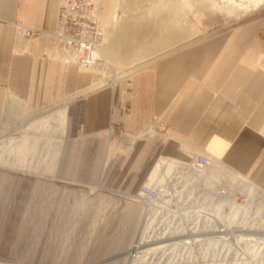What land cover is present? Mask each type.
I'll list each match as a JSON object with an SVG mask.
<instances>
[{
    "label": "crops",
    "instance_id": "obj_1",
    "mask_svg": "<svg viewBox=\"0 0 264 264\" xmlns=\"http://www.w3.org/2000/svg\"><path fill=\"white\" fill-rule=\"evenodd\" d=\"M59 4L0 0V121L16 100L34 110L69 104L75 152L63 161L85 182L69 183L102 194L139 201L140 184L198 154L264 191V58L248 28L172 44L116 85L84 89L91 76L68 50L16 28L53 30Z\"/></svg>",
    "mask_w": 264,
    "mask_h": 264
},
{
    "label": "rangeland",
    "instance_id": "obj_2",
    "mask_svg": "<svg viewBox=\"0 0 264 264\" xmlns=\"http://www.w3.org/2000/svg\"><path fill=\"white\" fill-rule=\"evenodd\" d=\"M98 1L105 37H109L110 29L115 31L112 36L116 47L115 59L100 49L102 63L99 66L82 67L77 64L91 76L84 89L116 85L136 67L147 64L167 48L171 49L172 44L196 42L235 27H245L253 33V43L264 58V0ZM162 27L166 28L165 31ZM59 46L64 48L62 44ZM113 71L115 76H112ZM15 103L12 104V112L0 121V264H264V242L260 243L264 238L236 241L238 234H235L236 238L232 233L241 231L238 227H248L250 229H244L246 231L239 235L243 238L263 236L253 235L250 231L260 233L257 227L264 225V216L259 209H238L231 215L226 203L216 212L214 210L218 207L204 205V214L208 213L212 218L210 230L199 224H195L198 227L195 229L182 226L186 231L178 226L167 229L166 224H159L161 233L158 239L171 235L175 240L168 241L166 245L164 241L159 242L161 247L154 254L150 252L132 258V251L139 241L153 236L151 231L158 220L162 218L170 224L185 225L192 219L191 212L182 209L167 213L164 208L160 211V219L159 216L153 218V204L147 202L148 206L132 200L134 195L129 200L114 194H102L95 185L86 188L69 183H85L84 180L72 179L76 174L75 165L63 161L75 152V148L66 146L71 135L68 127L73 109L66 102L46 110H34L18 100ZM19 104L31 112L35 111L36 115L31 116L30 121L44 116L56 118L53 112L58 109L68 111L63 135L55 119L47 123V127H51L44 129L47 132L38 129L23 133L19 128L17 133L20 135L14 133L13 129L17 127L12 121L19 116L14 109ZM21 133L25 136L20 138L22 143L18 139ZM11 136H18L13 141L17 140L20 146L15 148V142L10 144L12 147L8 145L9 140L6 139ZM36 137L38 141L35 140L37 145H34ZM3 159L5 165L1 163ZM22 166H27L28 170ZM215 190L220 189L213 186L211 196L216 202ZM221 232L232 234L236 239H223L225 235Z\"/></svg>",
    "mask_w": 264,
    "mask_h": 264
},
{
    "label": "bare ground",
    "instance_id": "obj_3",
    "mask_svg": "<svg viewBox=\"0 0 264 264\" xmlns=\"http://www.w3.org/2000/svg\"><path fill=\"white\" fill-rule=\"evenodd\" d=\"M92 1L95 4V6L97 7V9H98V18H99V25L98 26H99L100 31L102 32L103 37H102L101 41L97 44V46L95 47V49L93 51V55H92L91 62H90L91 64L89 66H85V67H93V66H96V65H98L102 61L99 58V50L100 49H101V52L102 53L104 52L111 59H113V60L115 59V55H114L115 52H114V50H115L116 47L114 45L115 44V41H114V39L112 37L113 36V33L115 31L113 32V30L110 29V31L108 32L109 37L108 38L105 37V35H106L105 34L106 33L105 32V29H104V26H102L101 25V22H100L99 1L98 0H92ZM101 26H102V29H101ZM162 28H164V27H162ZM108 29H109V27H108ZM159 29H161V27ZM165 29L166 28H164V31H165ZM33 39H36V38H33ZM62 49H66V47L64 46V48L62 47ZM67 49H68L67 54L69 53L68 58L71 59L72 61H74L76 64H78L77 61H76V56H77L76 53L73 50L69 49L68 47H67ZM130 62H132V61H130ZM82 67H84V66H82ZM114 74H115V72L113 71L112 72V76H115ZM15 110H16L15 112L17 114H19V116L14 117L13 118L14 120L12 121V123L15 124L14 127H17L16 129H13L14 133H17V130L19 128H20V130H23L22 131L23 133H24V131H27V130L28 131H30V130H35L36 131L38 129H43V130L44 129H47L48 130L51 127H47V123L48 122H51L54 119H55L56 123L59 124V127L61 126L60 127L61 132L59 131V128H58V131L60 133H62V135H63V133L65 131V121H66V110L65 109H62V110L61 109L60 110L58 109L55 112H53V113L56 114V116H57L56 118L54 116H53L54 118H51L50 116H44V117L40 118V120H35V121L34 120L30 121L31 116H33L35 114L34 113L35 111L34 112H31V111L25 110L22 107H17V109H15ZM24 123H26V124H24ZM44 131H46V130H44ZM53 132H54V130H53ZM32 133H33V131H32ZM18 135H20V134H18ZM22 135L24 136V134L21 133V136L18 139L23 138ZM41 136H42V134H41ZM17 137H12L11 136L12 139L11 138L6 139V140H9L8 141L9 142L8 145L13 144V142H15V144H14L15 145V148L17 146H20L19 145V142H17V140H14L13 141V139H15V138L17 139ZM38 137H36V139L33 140V143H34L35 140H37ZM48 137H50V136H48ZM55 137L57 138V136H55ZM56 138H54L55 139V142H56ZM58 139L59 138H57V140ZM20 142H21V139H20ZM23 142H24V140H23ZM33 143H31V144L28 143V144H30L29 146H31V145H33ZM36 143L37 142H35L34 145ZM48 143H50V141ZM58 145H60V144H58ZM10 146L12 147L13 145H10ZM27 148H30V147H27ZM47 148L48 147H46V149ZM13 149H12V151L14 152L15 150H13ZM55 150H56V148H55ZM19 151L20 150H18L17 152L20 153ZM24 151L22 150V152H24ZM17 156H18V154H17ZM11 157H12V155H11ZM18 157H16V158L19 159L21 156L19 158ZM13 160H14V158H13ZM10 161H11V159H10ZM4 162H6V161L4 160L1 163H3L5 165ZM12 164H13V162H12ZM7 165H9V164H7ZM19 165H21V164H19ZM27 166H22V169L28 170V167ZM168 166H170V164L165 163L163 161V162L160 163V166L158 168L159 169L161 168V170H165ZM13 167H14V164H13ZM29 167H30V165H29ZM31 168H33V167H31ZM171 168H172V170L171 169H167L168 174H165V176L162 178V181L159 180V181H156L154 183H151L153 185L162 186L160 188L161 189L160 190V194H161L162 202H163V205L158 204V202H156V203L155 202L150 203V204H153V208H154V210L151 212L152 213V217L153 218H157V216H159V219H160L161 218L160 216H162L160 211H161V209H164V208H165L164 209L165 212H167V213H168L169 210H173V211L179 210L180 211L182 209L183 210L186 209L187 212H189V213L191 212L190 213V217H192V219H190L187 224L181 225V224H170V222L165 221L164 219L161 218L160 220H158L154 224L155 226H154V228L151 231V233L153 234V236L151 235V236L147 237L146 239H144V240L141 239L139 241V244L137 245V247H135V249L132 251V253H133L132 254V258L135 259L136 257H138V256H140L142 254L150 253V252H151V254H154L156 252V250L159 247H161V246H159L160 244H158L159 242L164 241V244L166 245V244L169 243L168 241H171L172 242L173 239L175 240V238L171 237V235L170 236L163 235V236H161L158 239V237H159L158 234L161 233V231L159 230L160 229L159 224H166L167 229L169 227L171 229V228L177 227V226L179 228H182V229H183L182 226H185L187 228L189 227L190 229L191 228H194L195 229V228H198V227H195V224L196 225L199 224V226H202V227L205 226L206 228H208V230H210V228H211L210 227V223L212 222V221H210L211 215H209L208 213L207 214H204V211H203L204 210V205H206V204H209L211 206H214V208L215 207H218V209L216 208V210H214V212H216L217 210H219V207H221L222 204L226 203L227 204V207H228L227 209L230 212H232L231 215H233L234 212H235V210H238V209H241V210H243V209H245V210H247V209L248 210L259 209V211L261 212V215L264 216V191L262 189L258 188V186H255V184H252L250 181H248L244 177L239 176L238 174H235L233 172H229L227 169L224 168L223 165L215 164V165H213L206 172H200V171H196V170L186 171L184 169L183 164L181 162H177L176 164H173ZM29 171L31 172V170H29ZM186 176H188L189 178L188 179H184ZM223 181L225 182V184L223 183ZM214 185H216L218 189H220L219 187H221L223 185H225L226 188H227V191H226L227 194H225V195L220 194L219 191H216V190L213 192L215 194L216 202L213 201L212 196H211ZM239 195L244 196V199H245V202L244 203L237 202V199L236 198ZM180 197H181V200L183 199V202H181L179 200ZM171 216L173 217L174 214L171 215ZM259 226L260 227L259 228L257 227V229H260L261 230L260 233L251 232V231H250V233H252L253 235H255V234H263V236L260 235V236H254V237L253 236H250L248 238H243L242 235H239V233H241V231L242 232L246 231L244 229H250L248 227H238L237 229H241V231L240 230H237V231H233L232 233L234 235L236 233L238 234V237L239 238H237V236L235 235V237L237 238L236 241H242L243 239H250V240L263 239L264 238V231H263L264 230V225L259 224ZM201 229H203V228H201ZM183 230L186 231L185 228ZM221 233H222L221 235H225V237L223 239H233V238L236 239L232 234L231 235L230 234H226L225 232H221ZM227 236L229 238H227ZM200 237H202V236H200ZM180 239H183L182 241L185 242L184 237H181ZM219 239H221V238H219ZM186 240H189V239H186ZM261 242H264V241H260V243Z\"/></svg>",
    "mask_w": 264,
    "mask_h": 264
},
{
    "label": "built area",
    "instance_id": "obj_4",
    "mask_svg": "<svg viewBox=\"0 0 264 264\" xmlns=\"http://www.w3.org/2000/svg\"><path fill=\"white\" fill-rule=\"evenodd\" d=\"M98 25V9L92 0H60L53 30H42L22 24H18L16 28L22 31L25 37L31 39L45 37L62 44L66 48L68 47L76 53L77 63L85 67L91 64L93 51L103 37ZM182 164L186 171L206 172L213 165L219 163L207 156L198 154L192 156L190 161L182 162ZM228 171L230 172V170ZM188 178L186 176L184 179ZM223 183L225 184L224 181ZM161 187L147 182L140 184L138 188L139 201L148 206L150 205L147 202H158V204L163 205L160 194ZM219 188L221 194L226 193L224 186ZM239 197H241V200H239ZM141 198L144 201L140 200ZM236 199L237 202H244V197L241 195L237 196ZM179 200H181V197Z\"/></svg>",
    "mask_w": 264,
    "mask_h": 264
}]
</instances>
